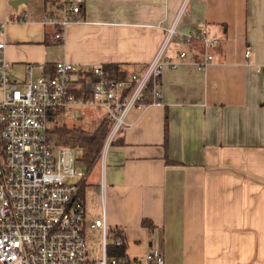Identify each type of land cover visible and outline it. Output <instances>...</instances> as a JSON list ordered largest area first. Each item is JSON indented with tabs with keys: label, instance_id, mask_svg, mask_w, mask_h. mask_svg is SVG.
<instances>
[{
	"label": "crops",
	"instance_id": "1",
	"mask_svg": "<svg viewBox=\"0 0 264 264\" xmlns=\"http://www.w3.org/2000/svg\"><path fill=\"white\" fill-rule=\"evenodd\" d=\"M12 1L0 0L9 77L21 84L29 65L67 62L79 87L95 67L112 79L142 75L185 0H86L60 44L45 24L51 0L17 10ZM203 29L220 39L214 61L165 69L161 102L129 113L87 179L86 234H98V258L102 232L90 226L104 220L120 229L131 260L155 253L165 264H264V0H191L178 31ZM180 51L203 59L201 43L176 38L167 57L178 61Z\"/></svg>",
	"mask_w": 264,
	"mask_h": 264
},
{
	"label": "built area",
	"instance_id": "2",
	"mask_svg": "<svg viewBox=\"0 0 264 264\" xmlns=\"http://www.w3.org/2000/svg\"><path fill=\"white\" fill-rule=\"evenodd\" d=\"M51 1L55 11L45 17V24L54 27V41L62 43L67 29L81 22L86 0ZM190 1H184L145 72L121 80L112 79L102 67H95L75 87L73 75L78 68L59 62L53 75L47 73V65H29L24 82L16 83L8 75L6 44L0 43V264H165L164 257L155 253L136 260L109 256V234L115 237L121 232L119 228L109 231L104 220L90 226L102 232L101 256L90 257L85 203L78 186L84 174L83 164L75 150L49 142L48 130L58 115L76 119L82 109H101L110 126L101 155L104 158L107 149L125 131L127 117L134 108L149 99L152 104L161 102L165 69H177L189 60L205 70L214 61V51L221 42L207 29L179 33V23ZM176 38L180 46L201 43L203 59L196 61L195 55L185 51L179 52L178 61L167 57ZM250 55L248 51L246 57ZM34 69L42 75L35 77ZM83 86L91 87L90 97H77L72 92ZM114 242L118 246L122 243L120 239Z\"/></svg>",
	"mask_w": 264,
	"mask_h": 264
},
{
	"label": "trees",
	"instance_id": "3",
	"mask_svg": "<svg viewBox=\"0 0 264 264\" xmlns=\"http://www.w3.org/2000/svg\"><path fill=\"white\" fill-rule=\"evenodd\" d=\"M106 69L118 71L115 66H110ZM106 72L112 74L109 71ZM47 73L50 75L54 74V70L51 66H48ZM72 92L77 97L91 96V91L88 90L87 86H83L81 89H75ZM54 121L55 120L52 119L50 128L48 130L49 142L58 146H65L75 151L79 150L82 152L81 163L84 167V174L78 186L80 197L82 201L85 202L87 179L101 158L104 144L110 131L109 120L107 116L103 114L97 119L96 125L92 129H86L81 126L69 128L66 125H54ZM143 225L147 226L151 230L153 229L152 223L148 222L147 220L143 222ZM116 239H120L122 243L119 246L116 245L114 241L111 244H108L109 256L117 258L127 257L126 243L124 242L122 235L117 234L114 237V240Z\"/></svg>",
	"mask_w": 264,
	"mask_h": 264
},
{
	"label": "rangeland",
	"instance_id": "4",
	"mask_svg": "<svg viewBox=\"0 0 264 264\" xmlns=\"http://www.w3.org/2000/svg\"><path fill=\"white\" fill-rule=\"evenodd\" d=\"M3 99V90L0 87V101ZM104 114V111L97 108H91V109H82L78 111L77 113V121L76 119H72L71 116H58L57 119L55 118L54 125H66L69 128L78 127L81 126L86 129H92L97 122V119ZM74 154L81 158L82 152L81 151H74ZM82 170H84V167L82 165ZM99 236L96 233H87L86 234V240L88 244V250L89 255L91 258L96 259L98 258V253L100 252V243H99Z\"/></svg>",
	"mask_w": 264,
	"mask_h": 264
},
{
	"label": "water",
	"instance_id": "5",
	"mask_svg": "<svg viewBox=\"0 0 264 264\" xmlns=\"http://www.w3.org/2000/svg\"><path fill=\"white\" fill-rule=\"evenodd\" d=\"M28 1L27 0H13L10 5L15 9L17 10L18 9V6L23 4V3H27ZM89 90H90V86L88 87ZM49 115H51V112L48 113Z\"/></svg>",
	"mask_w": 264,
	"mask_h": 264
}]
</instances>
